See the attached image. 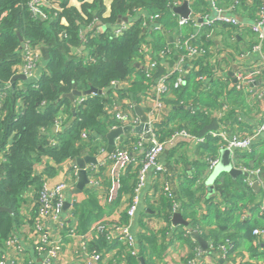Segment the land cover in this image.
<instances>
[{
  "label": "trees",
  "instance_id": "16d2710c",
  "mask_svg": "<svg viewBox=\"0 0 264 264\" xmlns=\"http://www.w3.org/2000/svg\"><path fill=\"white\" fill-rule=\"evenodd\" d=\"M29 1L0 0V87L3 89V95H0V207L8 209L0 211V254L11 235L34 224V219L26 220L22 212L28 200L26 194L30 190L34 192V211H37L41 186L46 179L56 177L59 165L68 159L97 154L109 130L122 124L115 117L111 119L106 110V106L116 103L114 95L129 97L140 103L141 95L152 86L153 81L146 76L142 61L144 56L141 47L144 43H151L157 50H167L168 57L176 60L179 52L184 50V47L179 48V52L174 54L178 44L177 35L184 41L190 31L189 28L178 31V16L172 9L174 2L183 0H111L109 15H106L105 0H78L80 6L73 4V0H55L59 8H46L45 19L36 18L32 14ZM247 1L241 0L243 10L248 9ZM195 2L201 6L205 1ZM255 2L261 5L262 0ZM139 9L147 14L159 15L157 21L170 28V36L175 38L173 44L169 42L168 35L163 33V28L152 30L148 24H144L145 18L138 13ZM124 18L130 19L132 25L121 35H116L113 27ZM63 19L66 23H63ZM98 21L101 22L100 28L90 31L89 28ZM199 43L209 45L214 42H207L202 35ZM26 44L40 50L41 63H45V69L41 68L42 72L36 81L16 80L13 83L12 78L18 72L17 66L23 63L22 48ZM208 56L191 60L194 68L185 72L183 84L173 90L179 99L192 101V104L186 103L183 106L172 100L168 116L157 123L156 131L162 141L170 139L177 130H186L197 137H204L205 140L199 142V149L205 158H217L220 153V137H213L210 131L218 130L221 123L231 119L227 115L221 120L212 119L203 110L206 104L211 107L223 105L218 98L221 82L214 77L216 65L211 64ZM159 70L164 71L163 68ZM202 74L207 75L205 80L198 78ZM92 87L97 92L81 100H77L80 97L77 95L75 101L67 96L74 89L84 92ZM236 91V88H232L224 93L229 112ZM74 113L75 118L70 123ZM57 125L59 129L55 132L54 127ZM230 125L233 131H237L233 123ZM84 132L86 137H83ZM138 139L128 136L124 145L141 159L144 152L134 146ZM144 145L145 148L149 147V143ZM233 160L237 165L263 170L264 141L260 139L250 152L237 151ZM39 166H42L40 171L37 170ZM139 167L140 163L132 162L122 175L123 184L125 179H134L132 195ZM199 180L195 175L191 187L184 191L185 184H182L175 190L178 200L184 196L190 198V203H186L185 199L179 202L180 210L192 223L189 233H186V229H180L177 235L187 242L191 239L192 231L198 230L211 244V253L208 254L218 253L211 255L214 258L213 264H220L218 256L224 255L227 259L237 254L245 240L249 242L248 249L255 251L253 230L264 229V200L262 209L258 211L260 205L252 201L256 192L247 183L246 176L240 173L234 177L229 172H222L213 184L215 194L220 195L224 202L218 203L214 197L206 199L207 212L202 213L201 217L195 213L191 215L195 210L198 213V200L193 198L194 193L189 192V188L194 187ZM258 192L264 199V188ZM95 193L87 188L86 194L89 197L81 203H74L72 214L79 220L80 228L75 226L79 233L88 232L102 216V210L95 202ZM167 199L164 203L166 208L173 210L175 197ZM125 217L123 225L129 220L127 213ZM74 221L71 219L69 224L73 226ZM153 240L147 234L138 236V256H132L119 237L108 240L105 236H99L88 245L94 248L93 245L102 241L106 249L123 250L130 259L135 260L134 264H153L154 257L163 258L167 249L166 246H157ZM197 250L184 258V264H202L200 260L203 258H200V250ZM139 257L144 258V263ZM251 258L254 259L252 261L264 262L261 253L253 254ZM252 261L242 264H253Z\"/></svg>",
  "mask_w": 264,
  "mask_h": 264
},
{
  "label": "crops",
  "instance_id": "0c3cea01",
  "mask_svg": "<svg viewBox=\"0 0 264 264\" xmlns=\"http://www.w3.org/2000/svg\"><path fill=\"white\" fill-rule=\"evenodd\" d=\"M89 1H93V0H89ZM183 1L174 2L173 7L181 5ZM188 1L190 5L189 7L192 9L193 12L198 13L201 16H204L206 14L210 15V17L215 16V12L211 9V4H210L211 0H203L205 2L204 3L202 2L201 6L195 2L197 0H188ZM213 1H215L219 7L224 9L226 13L237 16L245 26L244 28H238L227 24H217L213 27H208L206 31L202 34L204 37H206L207 42L210 40L214 42V43H210L209 45L203 44V46L206 47V49L208 50V54H209L208 57L211 60V64L213 63L216 65L214 77L215 79H219V82H221L220 85L221 89L219 90L218 98L219 101L223 103V105L220 107L219 106L211 107L206 104L204 105L203 110H205V112L208 115H210L212 119L221 120L225 118L226 115L228 118L231 119L230 121H226V123L224 122L221 123L220 128H223L226 125L231 127L232 125L230 124L233 123L234 127L235 126L237 127L238 132L245 133L250 129H252V126L255 123L261 122V120H263L264 118V74L262 75L258 74L253 82L247 84L243 83L241 88H239L240 81L238 80V75H237L239 71L245 72L255 67V64L260 59L259 54H255L251 52L252 46L257 42V36L250 29V24L253 23L256 19L259 5L256 4L255 0H252L253 1L252 3H250V1H247L246 7H248V9L243 10L244 7L241 5L243 2L241 1L237 4H235L234 0H213ZM73 4H75L76 6H80V2L78 0H73ZM105 4L107 7L106 15H109L111 8V0H105ZM253 11L255 12L253 13ZM176 15L178 16V22H179V18L181 17V15L178 13H176ZM62 21L63 23H66L65 19H63ZM98 28H100V26H97L95 29ZM162 28L163 31H165L163 33L166 36L168 35L167 38L169 42L173 44V40L175 38L172 37V35L170 36V30H169L170 28L165 26H162ZM189 30L190 31L188 32H191L193 31V28L192 29L189 28ZM158 50H162V49H158ZM262 52L264 55V46ZM142 61H144L143 66L145 67V57H143ZM208 63L210 64V61ZM43 65H44L43 66V70H44L45 63ZM41 68L42 67H39L38 69V76L42 72ZM163 69H164L163 72H160V70L158 71V76L166 73V68ZM187 71H190V69H188ZM217 73L220 74V76H217L216 75ZM202 75L207 78L206 74H202ZM177 76H174V79ZM199 77H201V75H199L198 78ZM232 88H236L238 91L234 93V98L231 101L232 110L229 112L230 108L227 107V102H226L227 99L224 93L228 89H232ZM147 92L141 95L140 103H138L136 100L133 101L129 97L120 98L119 95H114L115 96L114 98L116 99V103L113 106L111 105L106 106V110L110 118L113 119V117H115V113L121 111L122 113L129 112L132 120L131 121L120 120L122 121V125L118 124L115 127H113V129L128 124L135 127L139 124L138 123L140 122L139 116L137 115L135 108H130V106L131 104H134V107L135 105H139L146 112L148 109L144 106L145 101L143 100V96H145L146 98ZM83 97H86V95L78 97L77 100H81ZM163 99L166 104L164 118L168 116L169 110H171L170 105L172 100L177 101V103L182 104L183 106L186 105V103L188 104L190 103V105L192 104V101L189 102L183 100L182 98L179 99V96L177 97V95H175L174 92H172L171 96L163 97ZM189 107L192 108V106ZM60 116H61L60 118H62L63 114H61ZM135 118L139 119L138 122L136 123H134ZM73 120L74 118L70 120V123ZM56 127L57 128H55V130L58 131L59 129L58 125ZM62 134H64V136L66 135V133H62ZM128 136H132L134 138L139 137V139L136 141L134 146L135 148H140L138 143L140 138H143L144 135L143 133H138L134 131V129L129 131V133L127 132L123 133L115 138V143L117 147L126 148L127 150H129V148L124 145L125 141H127L128 139ZM105 138L106 139L101 142L102 148L99 150L97 154L93 155L94 157H101L99 163L97 165L87 164L86 166L90 181L91 179H100L99 183H94L93 185H91L90 182V184L87 185L83 190L81 191L76 190L77 187L76 185L79 179L78 176L79 168L77 167L75 162L76 158L68 159L64 161L61 165H59L58 174L56 175V177L51 178L50 180L51 182L60 181L65 178L67 172H70L71 175L74 176L73 185L65 192L66 204L63 210V219L69 222L71 219L75 220L73 222V225L76 226L77 229L80 228L79 227L80 224H79V220L76 219L72 214L71 202L75 201L81 203L83 200L89 197V195L86 194L87 188L96 192L95 202L97 203L98 207L102 210L101 211L102 216L100 217V220L103 219L109 223L114 222L118 227L123 226L124 223L123 221L126 218L125 217L126 210L133 200V195H132L133 192H131V187H132L131 185L133 184L134 181L125 179L123 184L121 179L124 173H122L118 179L120 185L119 189L117 190V192H115L114 197L112 196L113 198L112 197H111L112 199L110 198L109 185H110V181L112 180L111 156L114 154L116 150L113 153L107 152L109 141L107 137ZM176 138L177 139L170 140L167 143L165 152L161 157V162L166 167V179L164 180L169 183L171 181L172 188L174 189L172 190L175 197V199L173 200L174 201L173 210H171L170 208L167 209L166 205L164 204L167 202L168 196L165 194L163 190V182L161 180H157L156 178H154V176L150 172L148 178L149 180L148 184L140 194L141 206L140 208H138L137 216L131 225V232L134 235L136 242L140 234L142 235L147 234L154 238L153 241H155V244H157V246L167 247L166 252L164 253V257L163 258L154 257L153 264H184V258H186L188 254H190L192 251H195L196 249L203 252L200 257L203 258V260H200L202 264H213L214 258L211 255L215 256L218 255V253L215 252L214 254L211 255L208 254L211 253V244L208 241V239L202 236V234L199 231L198 232L201 234L202 242L193 236H191L190 237L191 239L186 242L185 239H182L180 238V236L177 235L180 229H184V230L186 229V231L190 229L192 223L190 218L189 219L186 218L183 212L180 210L181 202H179V200L183 202L184 201L183 199H185L186 203H190L189 200L190 198L184 196L183 198L181 197L178 200L177 199L178 196L176 195L175 190H178L182 184H185L183 186L184 191L187 189V187L189 186L191 187L194 183L195 175H197V177L201 179V181L199 180V182L196 183L194 187L189 188V192L191 194L194 193L193 198L198 200L196 206L198 209V213L196 212V210L195 211L190 210L192 211L191 212L192 216L193 213H195L196 216L201 217L202 212L204 213L207 212L206 199L214 197L215 199L214 201L218 203L219 202L222 203L224 202V200L220 195L215 194L216 192L213 183L216 179L210 181V177L214 169L209 168L207 161L208 157L205 158L204 153L199 149L198 146L199 142L195 139H188V138L185 139L178 137ZM260 139L261 141H264V132H262V134L258 135L255 138L254 140L255 144L258 143ZM168 140L169 138L167 139V141ZM222 150L223 149L220 147V153L217 156L219 160L221 157ZM140 152L142 151L140 150ZM132 155H134L133 152ZM80 157H84V156H80ZM41 169L42 166H39V168H37L38 171H40ZM260 171L262 172L261 179L264 182V169ZM100 173L102 174V176L100 175ZM238 174L240 173L238 172L233 176L235 177ZM201 183L202 185L203 184L204 185L200 186L199 184ZM254 190L256 192V196L252 197L253 199L252 201L260 205V209H258V211H260L263 207L262 205L264 200L262 194L258 192L261 190V188L260 190H256V189ZM175 204L177 205V208L174 210ZM175 214L181 216L178 217V221L175 220V216H174ZM182 220L186 222H183ZM215 227L216 226H213L212 228ZM49 229L50 231H52V233L55 236H60L62 238L63 243L66 244L64 249L68 263L83 264V261L81 259L83 254L82 244L85 241H87L88 244L91 242L89 241V235L87 234L88 232L82 234L79 233L77 230L76 231L77 235L75 236H71L69 233L63 234V236H61L60 231L57 227V223L52 221L49 223ZM26 230L27 228L24 227L20 231L16 232V233H20L22 237L21 248L23 249V251L25 250V252L22 255L17 254L14 251H12V254L8 253V255L5 258V264H40L43 255L36 252L33 247V244L27 240L26 234H24ZM119 234L120 231L118 230L116 236L119 237L118 236ZM254 237L252 241L256 246L255 251L251 252L248 249L249 242L248 240H245L242 243V247L241 249H239L237 254L234 253L230 258L227 259L224 257V255L218 256L220 264H242L245 263L246 261L254 260L253 258H251V256L253 254L257 255V253H261V256H264V236L263 237L259 236L255 238ZM191 241H194L193 244H190ZM93 246L94 248H90L88 245L89 250L95 249L98 252H100L102 255V260L99 262V264H134L135 262V260L133 261L132 259H130V257H128L129 255L126 253L124 259L119 260L118 255L120 253H123V250L121 249L118 250L117 248H113L111 250L106 249L104 246V242L102 241H100L98 244ZM205 248L208 249L209 251L204 250ZM18 255L21 257V259L16 260V257ZM257 259H263V258H257ZM31 261L33 262L31 263ZM142 263H144V259L142 260ZM260 263H263V261L260 260L258 264Z\"/></svg>",
  "mask_w": 264,
  "mask_h": 264
},
{
  "label": "built area",
  "instance_id": "2783aa9c",
  "mask_svg": "<svg viewBox=\"0 0 264 264\" xmlns=\"http://www.w3.org/2000/svg\"><path fill=\"white\" fill-rule=\"evenodd\" d=\"M234 1L235 4H237L241 0ZM249 1L250 3L253 2L252 0ZM210 4L211 9L215 12L214 17H210L208 14L201 16L200 14L193 12L190 8L191 13L187 18H179L178 31L182 30L183 28H193V31L187 32V37L184 41H182L177 35L178 44L176 45L177 48L174 51V54L176 51L179 52V48L184 47V50L182 53L179 52V57L176 58V60L168 57L167 50H157L152 45H150L151 43H145L142 46L144 47L142 54L145 57L146 76L153 81L152 86L146 93V98L143 96V100L145 101L144 106L148 109L146 114L148 117L147 123L150 132L148 142L149 147L145 148V139L143 137L140 138L138 143L140 148H135L138 150L140 149L142 153L144 152V157L141 164L142 166L139 170L138 181L134 189L133 200L126 210L129 218L128 223L118 227L116 224L112 225L105 220H101L93 225L88 231L87 234L89 235V241L92 239H97L99 236H105L108 240H111L117 237L116 233L119 230L120 234L118 236L120 237L121 241L126 244V247L130 251L131 255L138 256L139 254L138 248L136 247V239L131 232V225L137 216L138 208L141 206L140 194L148 184L150 172L154 178L163 182V190L165 194L169 198H173L174 193L171 191L169 183L164 180L166 167L161 162V157L165 152L167 143L170 140L177 139L176 137L196 139L198 142H203L205 140L204 137H197L190 134L186 130H180L174 132L168 141H162L156 131V125L164 118L165 115L166 104L163 97L171 96L173 90L183 84L185 72L188 69L194 68L191 60L199 59L200 57H207L209 55L206 47H204L202 43H198V40L204 33V29L213 27L217 24H227L238 28H244L245 26L237 16L226 13L225 10L219 7L215 1L211 0ZM29 8L36 18L45 19L47 17V12L45 9L59 8V5L57 2H55V0H53V2L51 0H30ZM138 13L145 18L144 24H148L152 30H159L162 28V25L157 21L159 15L147 14L141 9H139ZM199 18L202 19L201 22H198ZM130 25H132V21L130 19L127 21H121L113 27V32H115L116 35H121ZM250 29L257 36V42L252 46L251 52L259 54L260 59L252 69H249L245 72L239 71L237 73L238 80L240 81L239 88H241L243 83L247 84L253 82L258 74H264V55L262 52L264 46V0H262L261 5L258 7L256 19L250 24ZM148 45L151 47H147ZM23 54L24 60L22 64L17 66V74L24 73L29 78H37L39 67L44 66L41 63L42 54L40 50L38 48H33L29 44H26L22 48V55ZM161 67L166 68V73L158 76V71ZM196 69L199 70L198 67H196ZM216 75L220 76L218 73ZM174 76L177 77L174 79ZM200 78L206 79L204 76ZM113 85L116 87L118 86L117 83H114ZM2 90L3 89L0 87L1 96L3 95ZM130 108H134V104H131ZM116 117L122 121L132 120L129 112H116ZM138 120V118H135L134 123L138 122ZM262 132H264V118L261 120V122L255 123L252 126V129L245 133L233 131L231 127L226 125L225 127L219 128L218 130L210 131V134L213 137H220L219 146L222 149L227 148L232 152L233 166L236 169L242 171V173L246 176L247 183L253 187L254 182L257 181L259 185H262L264 188V182L261 179V171L259 169H252L243 164L237 165V163H235L233 160V157L237 151H252L253 146L255 145V138L262 134ZM83 137H86V132L83 133ZM133 156L134 155H132V152L126 148L119 147H117L116 151L111 156V172L114 174V177L117 181L114 183L115 185H113L110 191V198L112 196L114 197L115 195V186L119 183L118 179L120 175L124 173L128 165L134 162ZM207 161L209 168L214 169L220 160L218 157H208ZM72 176L73 175H71L70 172H67L65 178L60 181L51 182V179H46L39 191V207L37 211H34V192L30 190L26 194L28 200L25 202L22 212L26 216V220L34 219V224L30 227L27 226L25 233L27 240L33 244L35 251L43 255L40 264H69L64 249L66 244L63 243L60 236H55L52 231H50L49 223L51 221L57 223V227L61 236L66 233H69L71 236L77 235L75 226L70 225L69 221H65L63 219V210L66 204L65 192L73 185L74 176ZM90 182L91 185H93L94 183H99L100 179H91ZM74 203L75 201L71 202L72 208ZM176 208L177 205L175 204V209ZM33 212H35V215H33ZM189 232L190 230L188 229L186 233ZM253 234L256 237H263L264 229L255 228L253 230ZM21 238L22 237L20 233H15L8 238L0 254V264H5L6 256L8 253L12 254V251L21 255L25 252V250L23 251L21 248ZM82 245L83 254L81 259L83 264H99V262L102 260L101 253L95 249L89 250L87 241L83 242ZM117 249L120 250L119 248ZM222 249H224V247H222ZM198 254L200 255L201 251H199ZM124 257L125 254L123 252L119 257V260H123ZM19 259H21V257L18 255L16 260ZM32 262L33 261H31V263ZM258 263L259 262L257 261L253 262V264ZM260 264H264V262Z\"/></svg>",
  "mask_w": 264,
  "mask_h": 264
},
{
  "label": "water",
  "instance_id": "95a60500",
  "mask_svg": "<svg viewBox=\"0 0 264 264\" xmlns=\"http://www.w3.org/2000/svg\"><path fill=\"white\" fill-rule=\"evenodd\" d=\"M173 10L180 14L181 17L187 18L189 16V14L191 13V9L189 7V1L188 0H184L183 3L179 6H174ZM124 21L128 20L127 18L123 19ZM199 21H202L201 18L198 19ZM101 22L98 21L96 22L91 28H89V30H93L95 29L97 26H100ZM89 30H87L86 32H88ZM16 80H24L25 82H31V81H36L37 78H29L27 77L26 74L24 73H20V74H15L14 77L12 78V82L14 83ZM113 87V85H112ZM97 92L96 88H90L87 91L84 92H79L76 91L75 89L70 92L69 94H67L68 97L71 98L72 101H75V96H83V95H91L93 93ZM135 111L137 113V115L139 116L140 122L137 126L133 127L132 125H124V126H119L118 128L115 129H111L107 134L106 137L108 138L109 144L107 147V152L108 153H113L115 151V138L118 137L119 135L123 134V133H129V131L133 130L138 132V133H143L144 138H145V143L149 142V137H150V132H149V126H148V117L146 112L142 109L141 106L139 105H135ZM73 118H75V113ZM106 153V154H108ZM232 152L225 148L222 150L221 152V157H220V161L218 163V165L214 168L213 173L211 174L210 177V181L215 180L222 172H229L232 175H235L236 173H242L241 170L236 169L233 166V162H232V158H231ZM101 157H94L91 155H86L84 157H78L75 159L76 165L78 166L79 170H78V183H77V187L76 190L81 191L83 190L87 185L90 184V179L87 173V164H93V165H97L100 161ZM253 188L256 190H260V185L259 183L256 181L253 184ZM3 210H8L5 207H0V211ZM175 220L178 221V217H181L178 214H175ZM183 222H186L184 220H182ZM192 236L196 237L197 239H199V241L202 242V238H201V234L197 231V230H193L192 231ZM209 251L208 249H204ZM141 261L144 259L143 257L139 258Z\"/></svg>",
  "mask_w": 264,
  "mask_h": 264
},
{
  "label": "rangeland",
  "instance_id": "374dc122",
  "mask_svg": "<svg viewBox=\"0 0 264 264\" xmlns=\"http://www.w3.org/2000/svg\"><path fill=\"white\" fill-rule=\"evenodd\" d=\"M145 44V43H144ZM147 47H151L150 45H148ZM143 48L144 47H141V51H143ZM23 60H24V54H23ZM115 118L116 119H118L117 117H116V113H115ZM122 125V124H121ZM55 128H57L56 126L54 127V129ZM56 131V130H55ZM53 142H55V141H53ZM117 143H118V141H117ZM115 145H116V143H115ZM116 147H117V145H116ZM115 150H116V148H115ZM142 160H143V158H141V159H139L138 158V155L137 156H133V161H134V163H136V164H142ZM142 166V165H141ZM140 168L141 167H139L138 168V172H137V177L139 176V170H140ZM111 181H110V185H109V187H110V189H109V192L111 191V189H112V187H113V185H115L114 183L117 181L116 180V178L114 177V174L113 173H111ZM132 181L134 180L133 178L131 179ZM138 180H136V182H137ZM136 184V183H135ZM214 185V184H213ZM119 183H118V185H116L115 186V192H117V190L119 189ZM136 186V185H135ZM260 188H262V185L260 186ZM171 191H172V189H171ZM173 192V191H172ZM202 213H204V212H202ZM101 220H103V219H101ZM101 220H99V221H101ZM99 221H97V222H99ZM97 222H95L93 225H95ZM111 224H115L114 222H110ZM92 225V226H93ZM122 243H123V241H122ZM124 252V251H123ZM124 254H125V252H124Z\"/></svg>",
  "mask_w": 264,
  "mask_h": 264
},
{
  "label": "clouds",
  "instance_id": "9594fccd",
  "mask_svg": "<svg viewBox=\"0 0 264 264\" xmlns=\"http://www.w3.org/2000/svg\"><path fill=\"white\" fill-rule=\"evenodd\" d=\"M198 231V230H197ZM203 252H201L200 256L202 255Z\"/></svg>",
  "mask_w": 264,
  "mask_h": 264
}]
</instances>
